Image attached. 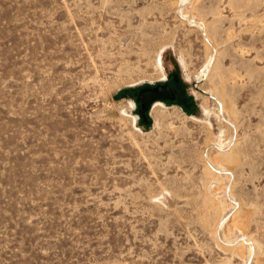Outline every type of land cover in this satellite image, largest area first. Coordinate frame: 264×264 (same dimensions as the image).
Masks as SVG:
<instances>
[{
  "label": "rangeland",
  "instance_id": "374dc122",
  "mask_svg": "<svg viewBox=\"0 0 264 264\" xmlns=\"http://www.w3.org/2000/svg\"><path fill=\"white\" fill-rule=\"evenodd\" d=\"M192 4L0 0V264H264V0Z\"/></svg>",
  "mask_w": 264,
  "mask_h": 264
},
{
  "label": "bare ground",
  "instance_id": "6f19581e",
  "mask_svg": "<svg viewBox=\"0 0 264 264\" xmlns=\"http://www.w3.org/2000/svg\"><path fill=\"white\" fill-rule=\"evenodd\" d=\"M193 2H194V0L193 1L192 0H187V4L188 5L186 6L185 14L187 16H189V20H191L192 22H196L198 24V26L201 27V29H203V31L206 32V40H207L209 46L212 47V49H215L216 50L217 49L216 48L217 46H216L214 40L212 39V37L210 36V34L208 33L207 28H206V25H205V22H203L199 18H196V16L193 14V10H192V6H193L192 3ZM214 54H215L214 51H212V53L210 54V56L208 58L207 64L205 65V68H204V71H203V74L202 75H207L214 68V66H215V58H216ZM164 80H166V78ZM210 94L216 95V93H214L213 91L210 92ZM154 101H152L151 104ZM130 102H131V107L132 108H135V102L133 100H131ZM159 104H164V103L161 102V101H158V100H157V102L156 101L154 102L155 107H156V105H159ZM225 105H227V104H225ZM227 109H228V106H224V104H221V106H218V113H217L218 117L222 119V117L224 115V111L227 110ZM193 117H195V116H193ZM137 118L138 117L134 115V120L137 121ZM229 122L232 123V120L230 119ZM232 144H233L232 139H229L227 141L226 140L219 141L216 146L221 151V154L223 156L227 157V156H230L229 155L230 154L229 149L231 148ZM223 156H221V157L218 156L215 159H212L211 157H210L211 159H206V161L208 163V166L211 169L216 170L217 172H229V168L226 166L227 163L223 160L224 159ZM226 184H227L226 185L227 187L225 188L224 192H225L226 195H228L229 191L231 190L230 189V185H229V179H227V183ZM228 212H229V210L227 212H225L226 214H224V216L218 221V223H217V231L221 230V228H222L221 227V224L224 223V219H225V217H226V215H227ZM237 229L239 230V233L237 234V237H242V239H241L242 241H248L247 240V237L244 238V235H243L244 233L242 232L241 224H239L237 226ZM250 256H251V254L245 256L246 257L247 264L249 262Z\"/></svg>",
  "mask_w": 264,
  "mask_h": 264
},
{
  "label": "water",
  "instance_id": "95a60500",
  "mask_svg": "<svg viewBox=\"0 0 264 264\" xmlns=\"http://www.w3.org/2000/svg\"><path fill=\"white\" fill-rule=\"evenodd\" d=\"M175 97V90L168 82L161 80V82L139 89L137 91L136 100L140 102L138 111L144 121H147L146 111L152 101L157 99H170Z\"/></svg>",
  "mask_w": 264,
  "mask_h": 264
}]
</instances>
